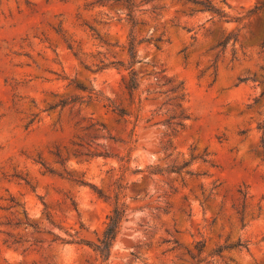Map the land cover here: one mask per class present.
<instances>
[{
	"label": "rangeland",
	"instance_id": "1",
	"mask_svg": "<svg viewBox=\"0 0 264 264\" xmlns=\"http://www.w3.org/2000/svg\"><path fill=\"white\" fill-rule=\"evenodd\" d=\"M129 2L0 0V264H264V0Z\"/></svg>",
	"mask_w": 264,
	"mask_h": 264
},
{
	"label": "trees",
	"instance_id": "2",
	"mask_svg": "<svg viewBox=\"0 0 264 264\" xmlns=\"http://www.w3.org/2000/svg\"><path fill=\"white\" fill-rule=\"evenodd\" d=\"M115 1H121V0H115ZM126 6L128 9H130V2L129 0H126ZM204 5L206 10H211L213 12H219L217 9L212 7L211 5L208 4H202ZM232 37V35H229L226 39L221 41L218 46L225 48L229 39ZM133 58L134 56L131 55ZM129 88L134 89L135 88V81L134 78H130V84ZM82 88L81 86H79ZM183 98V95L181 96ZM74 101V100H73ZM68 101L66 100H61L57 105L59 106H65L67 105ZM121 115H125L123 111L120 110ZM185 119H189L190 115L184 116ZM264 131V125L260 127ZM81 183H85L81 181ZM86 184V183H85ZM100 193V192H98ZM26 217L27 220L29 221V217L27 212ZM126 215H127V206L125 203L118 204L114 206L113 210L107 217V224L105 227V230L102 233V236L97 239V241L93 244H89L93 250L104 260L107 261L111 255L112 248L117 240V237L121 231L122 228V223L126 220Z\"/></svg>",
	"mask_w": 264,
	"mask_h": 264
}]
</instances>
